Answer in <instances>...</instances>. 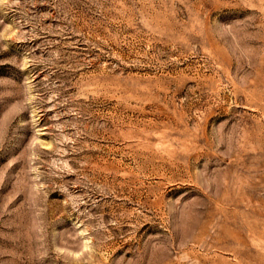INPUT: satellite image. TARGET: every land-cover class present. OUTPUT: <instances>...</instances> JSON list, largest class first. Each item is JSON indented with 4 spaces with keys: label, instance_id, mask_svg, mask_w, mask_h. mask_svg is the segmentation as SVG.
<instances>
[{
    "label": "rangeland",
    "instance_id": "374dc122",
    "mask_svg": "<svg viewBox=\"0 0 264 264\" xmlns=\"http://www.w3.org/2000/svg\"><path fill=\"white\" fill-rule=\"evenodd\" d=\"M0 264H264V0H0Z\"/></svg>",
    "mask_w": 264,
    "mask_h": 264
}]
</instances>
